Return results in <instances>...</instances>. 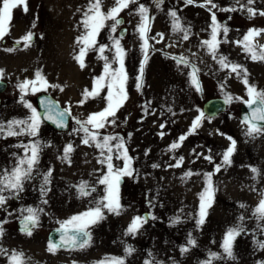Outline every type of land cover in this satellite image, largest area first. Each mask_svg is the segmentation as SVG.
I'll return each mask as SVG.
<instances>
[{
  "label": "rangeland",
  "instance_id": "374dc122",
  "mask_svg": "<svg viewBox=\"0 0 264 264\" xmlns=\"http://www.w3.org/2000/svg\"><path fill=\"white\" fill-rule=\"evenodd\" d=\"M88 2L27 0L28 11L25 13L22 6L13 9L9 35L0 41V69L4 73L0 81L5 83L0 92V122L6 124L13 119H26L31 114L20 102L21 93L16 85L24 80H34L37 70L49 85L59 87H48L47 91L33 94L29 86L24 99L36 108L35 97L47 93L71 112L65 131H55L42 122L37 137L0 138V170H10L16 163V156L24 155L23 149L16 145L35 140L42 145L34 178L25 182L18 198L9 199L0 208V225L4 229L0 247L9 252H23L28 264H95L108 256L125 257L126 246H131L134 251L126 256L125 264H145L150 259L160 264H202L209 259L210 253H223L221 244L225 233L240 224L243 216L245 231L233 242L235 259H215L212 264H264V249H259L255 243L264 241V231H261L264 221L253 216L261 193H264V134L254 137L244 134L245 126L238 112L242 100L247 99L245 85L235 74L228 75L229 69H220L207 48L201 45L202 41L210 39L211 32V12L196 6L204 0H196L192 5H185L184 0H164L160 8H156L152 0H140L149 7V15L154 17L149 35L162 33L164 37L160 43L149 41L156 50L149 51L140 90H137L136 78L144 56L135 30L140 18L134 14L136 5L120 13L119 18L124 23L112 35L120 39L126 51L127 100L116 113V123L99 131L101 136L122 137L131 157L133 173L122 177L119 183L122 210L119 215L105 210V218L90 228V246L83 250L48 251L49 230L61 228V222L94 207L95 201L104 195V185L98 180L107 172V167L98 162L100 150L84 144V134L74 131L79 127L76 119L83 121L89 114L106 107L102 98H88L83 104L79 103L84 100L85 89L91 91L94 79L104 73L105 63L99 58L98 51L87 52L83 68L75 59L81 47L77 38L84 32L81 21ZM213 2L219 8L235 4V0ZM113 4L114 0H103V10L107 12ZM235 6L239 9V5ZM253 7L264 10V0H256ZM171 10L177 12L181 24L190 30L188 40L181 39L182 33H173L172 18L168 15ZM213 11L217 21L229 29L227 37L223 33L218 37L227 40L219 45V53L246 68L249 83L264 90V62L252 61L235 43L249 29H264V16L249 18L246 11L239 10ZM120 29L124 31L121 36L118 35ZM29 31L33 33V39L31 46L25 48L22 37ZM17 40H21L19 45ZM97 43L112 45L108 28L100 32ZM254 43L263 46L264 34L256 37ZM9 48L14 51H6ZM113 53L114 49L105 50L109 62ZM172 57H184L188 66L178 64ZM191 65L200 70V92L191 85ZM226 94L234 99L226 103L224 111L204 119L196 131L189 134L202 103L213 97L225 99ZM106 95L105 88L101 97ZM161 124L165 127L161 128ZM182 135L186 139L180 142V147L169 151L170 145L178 142ZM227 137L236 141V149L231 165L222 166L216 173L214 164L203 156L209 155L216 164L221 163L222 153L230 144ZM69 144L73 151L68 159H63V150ZM181 156L184 157L182 166L170 167ZM113 163L122 166L121 160L114 159ZM253 167L260 173L256 179H253ZM49 170V183L44 186L46 192L42 194L43 175ZM188 171L199 175L184 177ZM206 172L215 173L212 177L215 193L211 205L206 208L204 223L197 226L199 194L205 187L203 174ZM81 181L95 187L96 191L80 197L77 187ZM28 207L43 209L31 235L15 228L16 220L27 215L20 210ZM144 214L148 220L139 232L135 236L125 235L132 218ZM177 219L179 222L173 224ZM189 234L196 241L195 247L187 245ZM185 246L189 251L181 253V247ZM0 264H8L5 256H0Z\"/></svg>",
  "mask_w": 264,
  "mask_h": 264
},
{
  "label": "snow or ice",
  "instance_id": "6c2138e0",
  "mask_svg": "<svg viewBox=\"0 0 264 264\" xmlns=\"http://www.w3.org/2000/svg\"><path fill=\"white\" fill-rule=\"evenodd\" d=\"M156 8H160L164 0H152ZM185 5H192L196 3V0H184ZM256 0H235V4L228 8H219L213 0H204L203 3L197 4L196 6L205 7L211 12V32L210 39L201 42V45L206 47L209 55L215 60L220 69H229L228 75L235 74L237 78L245 85L247 91V99L242 102L249 109V113L242 118V124L245 126L244 134L249 137L264 134V90H258L255 85L249 83L247 69L242 65L233 63L228 58L219 53V45L227 42L226 39L220 40L218 37L223 33L224 37H227L229 31L226 25H223L217 21L216 13L213 9H217L223 12H235V11H246L249 18H254L256 15L264 16V10H257L253 7ZM131 5H136L135 15L139 16V22L136 25V32L141 41V52L143 53V60L140 64L139 75L137 76L136 87L140 90L143 87V72L147 60L149 59V51H155L149 43L150 40H155L156 43H160L164 37L162 33H157L156 36H150L151 24L154 17L149 15V7L140 0H114V4L107 12L103 10V0H89L87 10L84 11V19L81 21L84 32L77 38V44L81 45L79 53L75 57L80 67H85L84 57L89 51H98L99 58L104 60V73L96 77L93 82V88L91 91L85 89L83 96L84 100L79 103L83 104L88 98H102L106 102V107L101 111L89 114L85 120L76 119V124L79 125L76 132H82V142L86 145H94L100 150L101 159L98 161L102 165H106L107 172L102 175L98 180L100 185H104V195L95 201V206L90 207L84 212L70 217L68 220L61 222V228L57 229L60 232L59 243L48 244V251L54 253L61 247L70 249H80L90 246L91 233L90 228L97 224L99 221L105 218L104 212L119 215L122 210V205L119 200V183L121 178L124 176H130L133 173L131 168V157L128 155L127 148L125 147V141L118 135H103L101 136V129H105L109 124L114 125L116 123V113L123 106L127 100L126 85L128 75L124 67V61L126 51L122 47L120 39L113 36L116 33L117 28L124 23L120 17V13L126 9H130ZM239 5V9L235 6ZM22 6L23 11H28L27 0H0V41L9 35L10 22L12 20L13 9ZM130 14H132L130 12ZM168 15L172 18V31L173 33H182L181 39H189V29L185 28L177 15L175 10L169 11ZM111 22V23H108ZM35 25H33L34 27ZM109 29V39L112 40V45H98L97 37L100 32L105 29ZM264 34V29H249L246 34L243 35L242 39L235 41V43L242 47L243 51L250 57L254 62H264V46H258L254 43L256 37ZM159 37V39H156ZM33 39V33L29 31L22 37L24 47H30ZM21 40H17L16 44L19 45ZM114 49L112 61L109 62L108 57L104 55L105 50ZM6 51H14V49H6ZM177 60V63H183L188 66V61L184 57H172ZM117 64L118 67L113 68L112 65ZM192 71L189 73L191 85L196 91H202L200 82L198 79L199 69L195 65H191ZM4 76L3 70L0 69V80ZM31 86V92L34 94L37 91H47L48 87H59L58 85H49L47 80L43 77L41 72L37 70L35 73L34 80H24L16 85L19 89L21 96L20 102L30 110V115L26 119L22 120H10L6 124L0 122V138L7 137H37L40 125L43 120H48L54 123L57 127L63 128L66 125V118L71 115L70 109H60L58 105L51 101L42 100L41 106L44 108L43 117L41 113L37 111L32 104L28 103L24 96L27 94ZM223 87V85H222ZM107 89V95L101 97V93L104 89ZM62 90V89H61ZM234 97L231 95H225V103H230ZM235 99H242L236 97ZM171 111V109H169ZM199 111V110H198ZM204 119H209L204 112H199L192 122L189 134L196 131L201 125ZM91 126V128L89 127ZM161 128L165 125L161 124ZM163 136V133H160ZM223 135V134H221ZM186 139L185 136H180L178 142H174L170 145L169 151L175 150L180 147V142ZM230 141L227 149L222 153L221 163L216 164L213 158L209 155H204L203 159L208 161L210 164H214L215 172L221 171L222 166L231 165V157L236 149V141L232 137H227ZM116 143L113 144L112 142ZM16 147L23 149V156H16L15 165L9 169L0 170V208H3L9 199H16L19 194L24 190V184L27 181L32 180L33 172L36 170V166L39 163V155L42 149V145L39 140H35L29 144H18ZM63 159H68L69 154L73 151L71 144L64 148ZM15 155V154H14ZM121 160L122 166L115 165L113 160ZM184 161V157L176 158V163L170 165V167H181ZM158 165H153L157 167ZM254 174L253 179L259 176V170L257 168H251ZM215 173L206 172L204 173L205 187L199 194V213L198 219L196 220L197 226L204 223L206 216V208L211 205L212 199L215 193V187L213 185L212 177ZM192 175H199V173H193L191 171L185 172L184 177H191ZM51 176V170L43 175V185L41 186L42 194L46 192V186L49 183ZM95 187L89 186L85 181H81L77 187V192L80 197H87L95 192ZM7 193V195H5ZM47 203V201H44ZM244 207V205H241ZM22 213H27L23 216L21 230L27 235L32 234V229L39 223V215L43 209H35L32 207L22 208ZM253 216L259 220L264 221V193H261V199L253 211ZM155 219V217H151ZM148 217L135 216L132 218L130 224L127 227L125 235L135 236L139 230L147 223ZM244 217H240L241 223L231 227L225 233L221 247L223 250L222 254L210 253L209 259L202 262V264H212V260L215 259H235L233 255V242L242 232L245 231L243 226ZM179 222L173 220V224ZM261 231H264V226H261ZM4 235V229L0 225V238ZM256 246L259 249H264V241H255ZM187 245L191 247L196 246V241L189 234ZM181 247V253L189 251V247ZM125 257L108 256L104 259L95 262V264H125L126 256H130L134 249L131 246H126ZM0 256L7 258L8 264H28L27 259L23 252H17L12 250L4 249L0 247ZM151 256V253H149ZM145 264H160V262L154 260H146Z\"/></svg>",
  "mask_w": 264,
  "mask_h": 264
},
{
  "label": "water",
  "instance_id": "95a60500",
  "mask_svg": "<svg viewBox=\"0 0 264 264\" xmlns=\"http://www.w3.org/2000/svg\"><path fill=\"white\" fill-rule=\"evenodd\" d=\"M123 32H124L123 29H120L118 31V35L121 36L123 34ZM4 86H5V83L0 81V92L2 91ZM42 100L51 101V102L55 103L56 105H58V107L60 109H64V107H62L58 103V101L55 100L52 96H50L47 93H41V94H39V95H37L35 97V106H36L37 111L41 113L42 117H43V114H44V108L41 106V101ZM225 105H226L225 104V100L222 97L209 98V99L205 100L202 103L201 112H204L207 117H215V116L221 114L224 111ZM248 113H249V109L242 102L239 105V113H238L239 119L242 121V118ZM69 117L70 116H68L66 118V125L63 128L57 127L54 123H52L51 121H48V120H43L42 119V122L45 123L47 126H49L50 128H52L55 131H65L67 129V127H68ZM145 216H147V215L146 214L142 215V217H145ZM22 221H23V218L19 219L16 222V229L18 231H20V232H23L21 230ZM57 229H60V228H53V229L49 230V232L47 233V241L48 242L51 241L52 243H59V241H60V232H58ZM59 249H70V248L61 247Z\"/></svg>",
  "mask_w": 264,
  "mask_h": 264
},
{
  "label": "bare ground",
  "instance_id": "6f19581e",
  "mask_svg": "<svg viewBox=\"0 0 264 264\" xmlns=\"http://www.w3.org/2000/svg\"><path fill=\"white\" fill-rule=\"evenodd\" d=\"M256 74H258V73H256ZM255 79V78H254Z\"/></svg>",
  "mask_w": 264,
  "mask_h": 264
}]
</instances>
